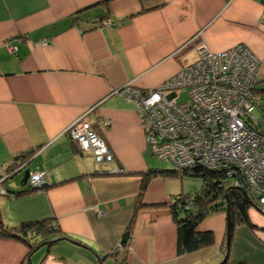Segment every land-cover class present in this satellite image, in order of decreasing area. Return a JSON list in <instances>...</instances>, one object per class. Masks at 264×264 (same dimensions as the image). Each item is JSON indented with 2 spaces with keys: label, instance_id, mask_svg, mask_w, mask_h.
<instances>
[{
  "label": "crops",
  "instance_id": "1",
  "mask_svg": "<svg viewBox=\"0 0 264 264\" xmlns=\"http://www.w3.org/2000/svg\"><path fill=\"white\" fill-rule=\"evenodd\" d=\"M200 45L245 46L264 83V0H0V181L31 159L26 169L46 172L48 185L31 191L16 175L0 182V221L51 219L67 236L32 252L31 264H221L223 213L208 219L212 247L177 254L168 212L175 179L156 176L140 196L147 173L164 169L151 159L134 103L110 94L129 83L158 87L193 63ZM83 115L113 157L102 173L66 132ZM114 167L122 173L110 174ZM153 185L160 191L149 196ZM258 215L248 212L254 229L235 230L227 264H264ZM131 223L130 248L118 250ZM27 253L0 237V264H28Z\"/></svg>",
  "mask_w": 264,
  "mask_h": 264
},
{
  "label": "built area",
  "instance_id": "2",
  "mask_svg": "<svg viewBox=\"0 0 264 264\" xmlns=\"http://www.w3.org/2000/svg\"><path fill=\"white\" fill-rule=\"evenodd\" d=\"M104 24L111 25L108 20ZM46 43L41 41V45ZM7 48L16 51L10 44ZM259 69V59L243 45L222 52L200 45L196 60L158 87L139 89L129 83L110 94L134 103L152 155L168 160L180 172L195 167L224 170L233 186L248 188L244 193L252 203L255 197V209L264 217V105L255 96ZM182 89L188 100L178 103ZM102 125L107 127L108 122ZM66 132L82 151L92 153L99 172L113 163L108 147L85 115ZM108 172L120 174L122 170L114 167ZM235 175L242 178L235 179ZM45 184L46 172L30 174L32 188Z\"/></svg>",
  "mask_w": 264,
  "mask_h": 264
},
{
  "label": "trees",
  "instance_id": "3",
  "mask_svg": "<svg viewBox=\"0 0 264 264\" xmlns=\"http://www.w3.org/2000/svg\"><path fill=\"white\" fill-rule=\"evenodd\" d=\"M28 157L29 153H24ZM156 176L164 177H200V188L190 194H177L173 197L169 205L168 212L173 220L177 232V254H189L201 249L212 247L215 244L214 235L210 231L199 232V225L208 217L227 213V206L229 209V231L226 239H228V248H231L232 238L235 230L240 226H245L250 229L255 227L251 224L248 212L253 207L245 197L244 192H249L246 186L237 188L233 186V179L226 176L224 170H208L204 167H195L190 170H150L143 178L141 184L140 196L145 190L149 180ZM240 175H235V179H241ZM47 183L40 188L44 189ZM8 192L6 191V195ZM227 197V198H226ZM162 204H148L141 207H158ZM132 222V221H131ZM63 234L59 228L53 224L51 219H42L34 221L21 222L16 227H5L0 221V237L18 240L28 248L26 258L35 249L41 246H46L44 243L53 242L58 238H63ZM67 237V236H66ZM132 239V223L126 228L121 240L119 242V249L128 250L130 248V241ZM54 244V243H53ZM50 246V245H48ZM47 246V247H48ZM224 247V246H223ZM225 243V251H226ZM110 256H114L112 253ZM124 258L122 262L124 263ZM102 263V259L97 264Z\"/></svg>",
  "mask_w": 264,
  "mask_h": 264
},
{
  "label": "rangeland",
  "instance_id": "4",
  "mask_svg": "<svg viewBox=\"0 0 264 264\" xmlns=\"http://www.w3.org/2000/svg\"><path fill=\"white\" fill-rule=\"evenodd\" d=\"M255 96L256 98L261 102V104L264 105V83L260 81V83L257 85L256 87V92H255ZM188 100V96H187V91L186 89H182L179 92L178 98H177V102L178 103H183L186 102ZM256 114V112H255ZM150 155V154H149ZM151 159L155 162V164L158 166V168H163L164 170L166 169L167 171H171L174 169V166L171 162H169L168 160H161L156 156H151ZM28 169L31 170V166L29 165ZM23 175V171L19 172L16 176H14L13 178H17V177H21L22 178ZM171 179H175V195L177 194H190L193 193L195 191H197L200 186H201V178L200 177H190V176H185L183 178L180 177H171ZM173 181V180H172ZM158 191H160V189H158L157 185H153L150 186L148 188V195L149 196H154L156 194H158ZM252 200H253V204H256V199L254 196H252ZM153 206H148L147 208H152ZM250 213L251 216L253 215H257L254 206L250 209ZM259 216V215H258ZM215 217L210 216L207 219H205L198 227V231L199 232H204V231H210V227H211V222L208 219H211ZM227 220H225V233L223 236V241H222V246L225 247V243H226V236H227V231H226V227H227ZM255 234L257 235V239H264V229H255ZM261 239V240H262ZM228 259L226 258V262L225 264H227Z\"/></svg>",
  "mask_w": 264,
  "mask_h": 264
},
{
  "label": "water",
  "instance_id": "5",
  "mask_svg": "<svg viewBox=\"0 0 264 264\" xmlns=\"http://www.w3.org/2000/svg\"><path fill=\"white\" fill-rule=\"evenodd\" d=\"M18 159H22L21 157L19 158H16V160ZM31 160V159H30ZM30 160L24 162L23 165H20L17 169H15L14 171H12V173H10L9 175L5 176L2 181L6 180L7 178L13 176V175H17L19 172L23 171V175H22V179H21V184L24 186L26 185L27 183V179H28V176H29V170L26 169L28 163L30 162ZM245 196H247L246 193H244ZM227 198V197H226ZM229 219H230V216H229V209H228V206H227V235H228V227H229ZM61 240H65V238H60V239H56L54 240L53 242H46L44 243V245L48 246V245H51L53 243H56L58 241H61ZM227 244H228V239H227ZM37 249H35L34 251H36ZM226 259V258H225ZM27 263L28 264H31L30 262V257H28V260H27ZM99 264H102V263H99Z\"/></svg>",
  "mask_w": 264,
  "mask_h": 264
},
{
  "label": "bare ground",
  "instance_id": "6",
  "mask_svg": "<svg viewBox=\"0 0 264 264\" xmlns=\"http://www.w3.org/2000/svg\"><path fill=\"white\" fill-rule=\"evenodd\" d=\"M223 214H225V217H226V220H227V213H223ZM226 224H227V223H226ZM226 231H227V227H226ZM226 247H227V248H226V251H225V258L228 257L229 252H230V250H231L230 247L228 248L227 240H226ZM225 258H223L221 264H225V262H226V259H225Z\"/></svg>",
  "mask_w": 264,
  "mask_h": 264
},
{
  "label": "clouds",
  "instance_id": "7",
  "mask_svg": "<svg viewBox=\"0 0 264 264\" xmlns=\"http://www.w3.org/2000/svg\"><path fill=\"white\" fill-rule=\"evenodd\" d=\"M23 164H24V163H20V165H23ZM20 165H19V166H20ZM19 166L15 167V169H17ZM15 169H14V170H15ZM174 169H175V168H174ZM174 169H173V170H174ZM14 170H13V171H14ZM30 174H31V173L29 172V176H28V179H27V183H28V184H29V177H30ZM4 175L7 176V175H9V174H4ZM0 182H2V180H1ZM27 183H26V184H27ZM29 186H30V185H29ZM30 187H31V186H30ZM31 188H32V187H31ZM32 189H37V188H32ZM2 192H4V191H2ZM4 193H5V192H4ZM245 197L248 198V196H245ZM248 200L251 202V200H250L249 198H248ZM253 206H254V204H253ZM254 208H255V206H254ZM255 211L257 212L256 209H255ZM257 213H258V212H257ZM258 214H259V213H258ZM259 215H260V214H259ZM262 217H263V216H262ZM263 218H264V217H263ZM117 249H119V247H117Z\"/></svg>",
  "mask_w": 264,
  "mask_h": 264
},
{
  "label": "flooded vegetation",
  "instance_id": "8",
  "mask_svg": "<svg viewBox=\"0 0 264 264\" xmlns=\"http://www.w3.org/2000/svg\"><path fill=\"white\" fill-rule=\"evenodd\" d=\"M19 165H20V164H17L16 167L19 166ZM14 169H15V168H14Z\"/></svg>",
  "mask_w": 264,
  "mask_h": 264
}]
</instances>
